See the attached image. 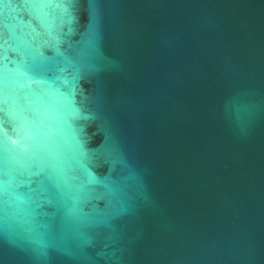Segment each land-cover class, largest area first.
I'll return each instance as SVG.
<instances>
[{
	"label": "water",
	"instance_id": "water-1",
	"mask_svg": "<svg viewBox=\"0 0 264 264\" xmlns=\"http://www.w3.org/2000/svg\"><path fill=\"white\" fill-rule=\"evenodd\" d=\"M0 264H264V0H0Z\"/></svg>",
	"mask_w": 264,
	"mask_h": 264
}]
</instances>
